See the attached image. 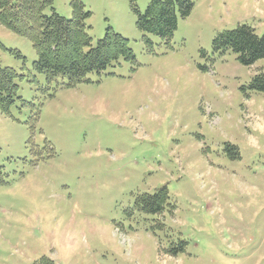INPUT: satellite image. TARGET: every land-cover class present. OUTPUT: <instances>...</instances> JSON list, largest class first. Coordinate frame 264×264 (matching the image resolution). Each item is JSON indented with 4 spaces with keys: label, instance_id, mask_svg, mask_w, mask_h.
<instances>
[{
    "label": "rangeland",
    "instance_id": "obj_1",
    "mask_svg": "<svg viewBox=\"0 0 264 264\" xmlns=\"http://www.w3.org/2000/svg\"><path fill=\"white\" fill-rule=\"evenodd\" d=\"M80 1L91 46L111 28L133 58L74 87L0 24L17 86L0 110V264H264V59L212 48L239 25L264 36V0H187L167 43L136 28L152 0ZM51 8L72 17L70 0Z\"/></svg>",
    "mask_w": 264,
    "mask_h": 264
},
{
    "label": "trees",
    "instance_id": "obj_2",
    "mask_svg": "<svg viewBox=\"0 0 264 264\" xmlns=\"http://www.w3.org/2000/svg\"><path fill=\"white\" fill-rule=\"evenodd\" d=\"M52 1L0 0V24L30 40L36 54L33 67L48 81L60 77L65 81V87H74L85 81L89 74L100 75L120 57L126 60L133 58L128 41L111 28L106 29L104 37L97 41L95 47L91 46L85 26V19L90 14L84 11L80 0H70L73 10L70 19L56 14L51 8ZM191 9L192 4L187 0H152L143 13L134 7L136 28L167 43L176 29V11L181 18H185ZM47 10L51 13L46 14ZM212 48L222 53L231 50L240 64L251 66L264 59V36L259 37L250 27L239 25L234 30L217 34L212 40ZM15 76L12 69L0 66L2 112L7 111L16 98ZM251 87L264 91V73L254 78ZM163 199V190L145 197L143 210L159 212Z\"/></svg>",
    "mask_w": 264,
    "mask_h": 264
}]
</instances>
